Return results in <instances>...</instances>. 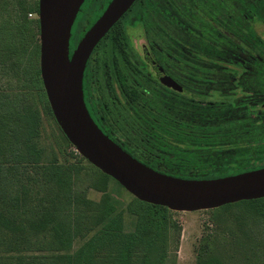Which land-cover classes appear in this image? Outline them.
<instances>
[{
	"label": "trees",
	"instance_id": "16d2710c",
	"mask_svg": "<svg viewBox=\"0 0 264 264\" xmlns=\"http://www.w3.org/2000/svg\"><path fill=\"white\" fill-rule=\"evenodd\" d=\"M206 1H196L195 7L182 2L179 7L180 67L189 66L193 67V70L179 71V81L190 86L185 89L184 94H179L178 99L176 164L169 169L159 170L167 175L190 180L218 179L264 168V165H251L248 155L250 149L248 141L246 142L248 139L237 137L235 129L225 127L227 126L226 113L234 107L233 101L230 98L225 99L227 101L225 111L224 107L220 108L221 105H218V102L222 101L220 99L206 105V82L212 83V87H218L219 83L224 81L217 76L222 75L218 69L223 67L224 47L226 50L236 51L237 56L230 57L228 62L234 65L249 64L243 57L251 54L249 58H252L254 39L264 48V40L254 33L251 20L252 18L256 20L254 17L256 12L260 20L264 17V0H242L244 3L249 2L251 6L245 7L243 4L237 16L231 13L236 20H240V25L244 29L245 38L241 40V45L221 34L212 23L209 24V36L206 37V8L210 9V17L215 20L214 23L218 24L223 17L221 15L223 8L220 7L219 2L210 0L207 3ZM13 10L8 12L6 17L2 15L0 18V61L11 60V69L21 73L25 86H30L32 91H35L36 100L29 91L16 94L14 97L11 94H0L1 240L7 241L11 238L19 240V237L15 238L5 229L15 228L18 216L12 214L13 211H20L22 208L26 211L31 201V207L37 215H34L29 222L39 220L37 225L31 223V227L34 228L33 233L41 236L49 225L50 230L55 233L43 236L44 240L51 237L48 247H41L42 249H51L49 244L58 246L68 243L71 246L72 234L82 225L83 218L89 219L90 230L94 227L100 228L85 247L74 256L68 257L69 264H167L170 233L173 230L180 231L179 225L172 220L169 209L150 205L135 198L129 211L137 217L136 229L133 233L127 234L123 232V213L119 211L117 201L110 199L105 187L109 180L114 179L101 171L97 172L98 182L104 186L105 194L98 204L85 199L84 194L72 195L71 186L74 178L84 169V165L60 164L59 154L53 151V147H48L42 142L41 111L47 117L54 119L55 117L44 89L38 64L40 21L29 19L31 14H39V4L19 0L16 4L14 3ZM26 29L29 30V44H23L20 41ZM120 36L121 39H126L122 29ZM118 40H116L117 43ZM72 42L77 44L75 37ZM255 64L259 66L264 64V61L259 58ZM258 82L264 84L262 78ZM150 107H152L151 102H148L147 127H153L155 130L153 135L157 137H161L157 131H161L162 134L168 131L170 138L172 136L171 115L168 113L166 117L155 108L154 111L150 110ZM64 138L73 146L65 134ZM57 147L61 154L64 153L61 147ZM170 154L171 152L165 156L169 162ZM78 159L80 163L87 161L80 156ZM20 169L28 171L33 169L41 173L44 183L49 185L50 193L55 194L54 199L51 197L46 202L44 197L31 199L28 185L19 184L15 179L16 171ZM56 188L59 191L55 190ZM25 197L26 201L22 206L20 203ZM35 201L40 204H36ZM256 201L245 203L253 204ZM46 203L50 207H46ZM81 203L86 208L80 211ZM233 205L219 208V210ZM47 210H51L49 215L46 213ZM59 210H65V212L59 213ZM90 212L95 214L89 216ZM59 217L63 221H59ZM22 232L27 233L25 230ZM25 239L26 242H33L28 234L25 235ZM209 248L210 242L206 239L199 251V264H207L206 253ZM53 263L57 264V261Z\"/></svg>",
	"mask_w": 264,
	"mask_h": 264
},
{
	"label": "flooded vegetation",
	"instance_id": "af4514ba",
	"mask_svg": "<svg viewBox=\"0 0 264 264\" xmlns=\"http://www.w3.org/2000/svg\"><path fill=\"white\" fill-rule=\"evenodd\" d=\"M112 1L85 0L72 29L71 56ZM182 2L137 0L94 48L84 72V100L94 122L125 152L156 171L176 164L178 99L179 94H184L190 86L179 81V71L193 70L189 66L180 67L179 7ZM206 6L209 8V4ZM236 22L240 25V20ZM137 28L144 34L140 49L130 35ZM121 29L126 39H121ZM223 34L236 44L241 42L229 32ZM74 37L77 44L72 42ZM235 52L227 50L225 55L235 57ZM254 58L257 60V57ZM235 66V73L224 66L218 69L222 73L217 75L218 79L224 80L218 87L206 82V105L220 99L222 101L218 105L225 111V99L230 98L234 107L226 113V118L231 116L229 119L234 121L244 109L253 112L252 121L255 124H245L236 130L237 137H250L257 134L258 116L260 112L264 113V102L261 110L256 106L258 80L263 76L259 75V66ZM148 102L152 105L150 110L155 108L165 116L168 113L171 115L170 138L168 131L163 134L157 131L161 134L157 137L153 135V127H147ZM170 152L169 162L165 156Z\"/></svg>",
	"mask_w": 264,
	"mask_h": 264
},
{
	"label": "rangeland",
	"instance_id": "374dc122",
	"mask_svg": "<svg viewBox=\"0 0 264 264\" xmlns=\"http://www.w3.org/2000/svg\"><path fill=\"white\" fill-rule=\"evenodd\" d=\"M13 1V2H12ZM19 0H0V18L6 17L8 12H13V5ZM32 4H39V0H26ZM189 6L195 7L198 0H182ZM222 7V19L218 21V24L214 23L210 17V9L206 8V37L209 36V24L212 23L221 34L225 32L231 33L234 38L241 41L245 38L243 33L244 29L239 25L238 20L231 14L237 16L242 9V5L250 7L249 2H242V0H216ZM210 2V0H208ZM257 6V4H254ZM218 14V13H217ZM29 19L37 21L40 19L39 14H31ZM252 18V26L254 33L257 37L264 40V17L257 18V12ZM132 39L138 49L140 45L144 43V34L139 28L134 29L130 32ZM220 38L222 36L220 35ZM209 39V38H207ZM254 48L252 52V58H249L251 54L244 56L245 60L249 63L248 65L257 66L259 58L264 61V48L258 45L256 39H254ZM21 43L29 44V30L26 29L24 34L21 36ZM234 41V40H233ZM241 45V43H237ZM234 52V50H232ZM227 50L223 48L222 57L224 67L231 69L235 73L237 68L234 64L228 63L230 55L225 53ZM254 57H257L255 60ZM11 60L0 61V94L6 93L11 94L14 97L16 94L31 92L34 100H36L35 91H32L30 86L26 87L24 79L20 72L11 69ZM40 66V59L38 61ZM259 75L263 76L264 80V64L259 65ZM239 76V75H237ZM260 79V78H259ZM29 85V84H28ZM259 93L257 96L256 106L259 110L262 109V103L264 102V84L258 82ZM37 102V101H36ZM42 113L43 130H42V142L48 147H53V151L57 153L60 164L68 165H84V169L81 170L74 178V183L71 186L72 195L79 193V195H85V199L93 201L98 204L102 201L105 194L103 192L104 186L98 182L100 170L96 167L89 165L87 161H79V156L82 157L74 146L67 143L64 138V133L60 129L56 120L52 117H47ZM254 113L244 109L243 113L237 120H230L229 116L226 118L225 127L233 128L235 130L240 129V126L247 124L249 126L254 125L252 121ZM259 128L257 134H253L250 137H245L248 140L250 152L251 165H264V113H259ZM232 129V130H233ZM244 139V137L242 138ZM59 144V145H58ZM246 145V143L244 144ZM61 147L64 153H60L58 147ZM51 151V150H50ZM50 157V156H49ZM15 179L19 184L28 185L30 198L34 200L37 197H44L45 202L51 197L53 198L54 193H50L49 185H46L42 174L35 170L20 169L16 171ZM92 186H95V188ZM52 187V186H51ZM106 191L110 197L117 201L118 209L123 213L124 217V233H133L136 229L137 217L129 211V207L134 202L135 197L126 191L119 183L114 180H109L108 185L105 186ZM59 191V189H55ZM28 192V191H27ZM57 194V193H56ZM63 197V196H62ZM61 197V198H62ZM29 199V200H31ZM54 199V198H53ZM63 199V198H62ZM26 201V197L22 199V206ZM36 202V201H35ZM250 202V201H245ZM240 202L233 206L224 208L223 210H207V211H194V212H175L171 211V218L176 222L180 231L173 230L170 233L169 238V261L167 264H199V251L204 243V240L210 242V248L206 253L207 264H264V199L252 203ZM38 202H36L37 204ZM40 204V203H38ZM46 207H50L48 203ZM86 207L83 203L80 204L79 210L81 211ZM22 208L20 211H16L12 214L18 216L15 221L14 229H5L10 235H14L15 238L19 237L17 241L14 238L2 241L0 238V264H69L68 257L74 256L80 251L87 242L96 235L100 228L94 227L90 230L88 228L89 219L83 218L82 225L78 229H75L72 234L71 246L68 243L58 245L49 244L51 249H42L41 247H48L47 239H43V236L55 234L49 228L44 231L41 236L34 234V228L31 227V223L37 225L39 220L36 219L33 222H29L33 219L36 211L31 207V201L29 206ZM33 209V210H32ZM51 210H47L46 213L49 215ZM65 210H59V213H64ZM6 213V212H5ZM86 214H88L86 212ZM95 214L90 212L89 216ZM46 215V216H47ZM37 217V216H36ZM49 217V216H48ZM89 218V217H88ZM59 221H63L59 217ZM88 225V226H87ZM25 230L27 233H23ZM30 232V233H28ZM63 231H61L62 233ZM31 236L32 243L26 242L25 235ZM63 234V233H62ZM59 247V248H57ZM105 251V249L103 250Z\"/></svg>",
	"mask_w": 264,
	"mask_h": 264
},
{
	"label": "water",
	"instance_id": "95a60500",
	"mask_svg": "<svg viewBox=\"0 0 264 264\" xmlns=\"http://www.w3.org/2000/svg\"><path fill=\"white\" fill-rule=\"evenodd\" d=\"M136 1L113 0L71 56L72 29L85 0H39L41 78L59 127L85 160L141 202L194 212L264 199V168L210 180L174 177L133 158L92 119L83 92L87 62Z\"/></svg>",
	"mask_w": 264,
	"mask_h": 264
},
{
	"label": "built area",
	"instance_id": "2783aa9c",
	"mask_svg": "<svg viewBox=\"0 0 264 264\" xmlns=\"http://www.w3.org/2000/svg\"><path fill=\"white\" fill-rule=\"evenodd\" d=\"M30 16H32V15H30Z\"/></svg>",
	"mask_w": 264,
	"mask_h": 264
}]
</instances>
